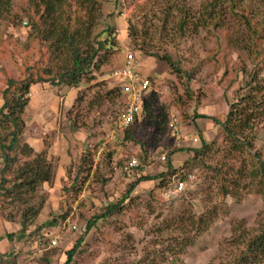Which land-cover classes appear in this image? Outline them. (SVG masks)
<instances>
[{"label":"rangeland","instance_id":"obj_1","mask_svg":"<svg viewBox=\"0 0 264 264\" xmlns=\"http://www.w3.org/2000/svg\"><path fill=\"white\" fill-rule=\"evenodd\" d=\"M167 1L171 6L183 4L190 13L196 15L193 20H196L199 16L198 11L209 2V0H118L117 8L113 2L106 3L103 6L105 15L109 11H115L109 18V23L117 31V44L112 51L110 50L109 64L102 68L101 74L97 73L96 80L80 87L56 86L50 83H37L31 86L28 93L29 104L22 115L24 129L21 143H27L33 152L30 156L18 157L17 166L42 153L49 162L52 176L50 182L39 185L33 194H24L28 206L15 203L0 210V228L3 226L4 234L7 231L16 234L15 241H10L11 247L7 253H18V257L16 256V261L12 258L6 264H62L65 259L64 252L75 244L81 233L85 237L84 243L78 247L70 264H138V257L146 255L144 260L147 254L154 257L152 253L154 250L165 247V242L161 241L163 238L156 229L163 226L165 218L169 217L170 220L180 213V209L185 208L196 216L211 210L213 218L202 231L191 228L189 235L194 237V244L179 254L174 264H224L229 255L236 251L235 241L240 233L256 231L264 223L263 188L256 191L255 185L251 189L241 186L237 190L239 196L222 195L218 190L220 183L212 182L205 176H211L212 171L205 167H197L193 160V152L184 150L175 152L171 157L174 164H181L182 167L169 172L164 180L158 177L156 180L140 182L132 191L130 199L122 204L121 212L100 220L88 233L85 232L87 221L100 215L108 204L120 199L133 178L126 177L119 170V160L116 163L113 161L115 158L112 153L113 146L126 147L127 142L138 144L141 150L139 155L141 159L146 160L145 165L149 167L146 168L148 172L145 174L152 177L165 172L163 170L166 169L167 162L159 160L161 154L164 152L167 154L171 149L177 148H199L200 136L214 144L211 151L209 150L210 153L207 152L202 157V161L196 157L198 163L214 165L217 161L226 160L223 154L225 142L221 128L208 117L224 122L229 103H233L239 93L244 91V87L249 86L248 74L253 71L257 58L253 52L250 57L242 46L251 44V34L237 21L228 17L220 27L211 29L210 26L207 29L199 28L195 32L188 31L180 42L170 28L165 30L162 39H159L158 32L151 24V15L157 8H163ZM172 11L170 23L176 24L181 15L177 14L174 7ZM253 16L260 26L264 25L263 2L259 4L256 2ZM155 19L156 15L153 22ZM22 22L25 23L27 20L23 19ZM24 23L10 26L4 31L3 38L0 33L2 40L0 88L3 86L5 73L8 72L13 77L18 76L21 66L33 55L32 50L25 48L29 25L25 26ZM129 25H136L137 28L143 26V29L149 26L146 29L147 39L153 36L150 41L153 45H159L157 49H160V55L167 53L174 61L179 59L182 71L176 72L175 68L163 59L146 56L134 50L129 37ZM143 37L145 38L144 35ZM259 48L263 53L264 33ZM128 52L134 54L140 69L151 80V90L146 94L137 122L129 131L108 140L104 152L98 154V147L114 129L117 113L124 106L126 98L118 94L114 96L115 104H109L107 110L103 106L97 108L101 112L96 114L99 117L97 118L101 119V124L89 132L92 134L89 138L86 137L84 128L66 125L64 119L70 115L79 89L86 90V98L81 106L74 107L73 111L79 110L81 120L84 117L83 110L88 109L85 108L88 99L97 95V92L105 91L109 86L117 85L109 78V73L123 65L125 54ZM263 76L264 67L260 74V77ZM72 90L76 91V96L66 102L64 96ZM38 93L43 99L47 94V100L50 98L47 102L57 101V111L55 113L51 110L48 113L42 111L41 107L38 114L41 112L43 119L38 120L36 117L31 120L35 112L29 108L30 98ZM1 103L0 98V105ZM43 104L47 103L44 101ZM39 105L41 103L36 106ZM52 109H56V106ZM93 111H96V107ZM88 113L90 117L93 116L89 111ZM170 113L177 115L184 129V135L180 137L178 144L172 140L166 123L163 122L166 118L169 119ZM198 114L208 117H196ZM252 141L255 152L264 158V122L253 131ZM109 152L110 158L107 156ZM92 154L94 160L90 159ZM179 157L181 159L177 161ZM232 162L235 166L238 165L236 160ZM186 171L194 173L196 177L193 183L188 182L189 193L183 195V199L177 197L167 201L161 198L162 187L171 183L174 177L183 176ZM76 176L77 186L70 192L64 191L65 187L74 182ZM201 184L203 187L200 188ZM39 205L41 206L39 212L34 215L31 206ZM52 213L55 216L65 213L66 217L62 220L59 218L61 221L56 226L37 230L39 225L51 218ZM23 221L26 222L25 235L18 239L17 232L21 229ZM66 221L75 224L77 228L70 230ZM57 231H63L64 236L58 245L48 249L43 242ZM178 233L179 231L174 232L175 235ZM167 234L169 233L165 232L163 236ZM169 254L165 251L171 262L173 256ZM155 258L159 260L158 255ZM159 262L157 264H161Z\"/></svg>","mask_w":264,"mask_h":264},{"label":"trees","instance_id":"obj_2","mask_svg":"<svg viewBox=\"0 0 264 264\" xmlns=\"http://www.w3.org/2000/svg\"><path fill=\"white\" fill-rule=\"evenodd\" d=\"M111 2L116 8L118 7V0H0L1 38L5 34L4 31L10 26L21 25L24 23L22 22L23 19H26L29 28L27 29L28 40L25 48L33 51L32 57L19 69L18 76L13 77L8 72L5 73L4 83L0 88V98L2 100L0 105V161L2 164L0 168V210L15 203L26 206L28 201L24 194H33L39 185L51 181V167L42 153H38L33 159L17 166L18 157H27L32 155L33 152V149L27 143H21L24 129L22 115L29 104L28 93L31 86L37 83L80 87L82 84L96 80L97 73L102 72V68L109 64L110 50L114 49L117 44V31L109 23V18L112 17L115 11H109L107 15L103 11L104 4ZM256 2L257 4L264 3V0H209L198 11L199 16L196 20H193L196 15L190 13L183 4L171 6L167 1L163 8L160 7L154 10L151 15V24L154 30L158 32L159 39H162L164 31L170 28L171 32L173 31L178 38V42L186 37L188 31L195 32L199 28L207 29L210 26L211 29H214L217 26H222L226 18H232L251 34L252 42L249 40L251 44L242 46V48L248 51L250 57H252L251 53L253 52L257 61L253 71L248 74L249 86L244 87V91L239 93L233 103H229L225 121L220 122L216 118H212L214 123L221 128L223 141L225 142L223 146L225 153L223 154L226 160L223 162L217 161L214 165L198 163L196 157H199L202 161V157L207 152L210 153V149L214 144V142L206 141L203 136H200L201 147L199 148L171 149L167 153V170L156 177L142 174L146 167V160L141 159L138 154L142 166L135 171V175L128 183L126 191L120 199L108 204L100 215H96L93 219L87 221L86 233L100 220L106 219L116 212H121L122 204L125 200L130 199L132 191L140 182L156 180L158 177L164 180L169 172L175 171L176 169L172 167L169 158L177 151L189 150L193 152V160L196 166L205 167L212 171L211 176H205L212 182L220 183L218 190L222 195L239 196L237 190L241 186L242 188L248 187L251 189L255 185L257 186L256 191L264 189V158L260 153L255 152L252 141L253 131L264 122V76L260 77L261 70L264 67V52L261 53L259 48V44L263 40L264 25L260 26L258 21L254 19L253 12L256 8ZM173 7L177 14L181 15L176 24L170 23ZM154 15H156L155 22H153ZM141 27L137 28L136 25H129V37L134 45V50L140 51L146 56L163 59L175 68L176 72H181L179 59L174 61L171 55L167 53L160 55V49H157L159 45H153L150 41L153 36L149 39L146 37V29L149 26H145L144 29L143 26ZM1 38L0 48L2 47ZM187 81H190L189 76ZM98 83H103V81H98ZM118 94L122 95L120 88L117 86H109L105 91L97 92V95L95 94L88 99L85 107L93 116L90 117L88 111L83 110L84 117L80 120L79 110H75L78 113L77 115L73 108H79L85 101L86 90L79 89L73 107L69 112L70 115L68 114V117L64 119L65 124L84 128L86 137H91L92 134L89 132L96 125L101 124V119L99 120L96 115L101 114V112L97 108L103 106L107 110L109 104L113 103L114 96L116 97ZM95 107L96 111L92 112ZM196 117L207 118L208 116L198 114ZM165 120L163 122L166 123L169 132V119L166 118ZM133 125L126 131H129ZM96 147H98V144H96ZM93 155L90 159L94 158ZM107 156L110 158V152ZM232 160H236L238 165L235 166ZM84 161H86L85 156ZM126 162V155L119 159V170L122 171V166ZM15 167L16 169H14ZM231 172L233 177H231ZM188 174H192L196 179L194 173L189 171H186L182 178L187 179ZM193 181L189 182L193 183ZM77 182L78 176L75 177L74 182L69 187H65L63 190L70 192L77 186ZM201 187H203V184H201ZM187 192L189 193L186 189L183 195L185 196ZM183 195L178 198L183 199ZM40 207V205L38 207L31 206L34 209V215L39 212ZM180 210V213L174 215L170 220L169 217L165 218L163 226L156 229V232L158 231L161 238H163L161 241L165 242V249L154 250L152 252L154 257H149L150 254H147L145 260L146 255L138 257V264H157L159 261L161 264H165V261L170 262L165 255V251L173 256L170 264H174L179 254L183 253L188 246L194 244V237L189 235L191 228L202 231L213 218L211 210L198 216L186 210V208ZM65 217V213L57 216L52 213L51 218L39 225L37 230L56 226ZM25 230L26 222L23 221L21 229L17 232L18 239L24 237ZM175 231H179L178 235L174 234ZM165 232L169 234L163 236ZM15 236L14 233L5 234V237L10 241L12 240V242L15 241ZM84 238L81 233L75 244L64 252L65 259L62 264L72 262L73 255L77 252L78 247L83 245ZM1 240L2 236L0 235ZM235 244L236 251L229 255L224 264H264V223L256 231H242ZM156 255L159 256L158 261L155 258ZM16 256L18 257V253L8 252L2 254L0 251V264L10 262L12 258L16 261Z\"/></svg>","mask_w":264,"mask_h":264},{"label":"built area","instance_id":"obj_3","mask_svg":"<svg viewBox=\"0 0 264 264\" xmlns=\"http://www.w3.org/2000/svg\"><path fill=\"white\" fill-rule=\"evenodd\" d=\"M109 78L120 88L121 94L126 98V101L114 121V129L109 132L107 137L102 141L98 154L104 151V148L108 144V140H113L140 118L144 98L151 90V80L140 69V64L137 62L132 52L125 54L123 65L112 70L109 73ZM168 127L171 138L180 139V137L184 135V129L181 126L177 115L174 113L169 114ZM131 145L132 144L129 142V147L126 150L127 162L122 166V173L128 178H132L135 175V171L142 166V163L137 156L140 152V148L135 144H133L135 147ZM159 160L161 162H166L167 154H161ZM177 177L178 176L174 177L171 183L162 188L161 197L164 200L181 197L187 189L188 182L194 180L192 174H188L187 179H183L182 176ZM66 224L72 231L77 228L75 224H69V221H66ZM63 236V231H57L53 236L48 237V239L45 240L47 248L58 245ZM45 241L43 243H45Z\"/></svg>","mask_w":264,"mask_h":264},{"label":"crops","instance_id":"obj_4","mask_svg":"<svg viewBox=\"0 0 264 264\" xmlns=\"http://www.w3.org/2000/svg\"><path fill=\"white\" fill-rule=\"evenodd\" d=\"M144 73V72H143ZM145 74V73H144ZM146 75V74H145ZM46 94V93H45ZM67 96V97H66ZM66 96H64L65 98H66V102L68 101V100H72L73 98H75V96H76V91L75 90H72L68 95H66ZM47 94L46 95H44V99L42 98V96H40V94L38 93V94H36V95H34L32 98H30V106H29V108H32V110L35 112L34 114H32V117H31V120H33L34 118H38V120H41V119H43V116H42V113L40 112V114H38V112L41 110V107H42V111H46V112H50L51 110L53 111V112H55L56 113V111H57V106H58V103H57V101H49V102H47L50 98H48V100H47ZM61 99V98H60ZM45 101V103H47V104H43V102ZM65 102V103H66ZM38 103H41V105H39L38 107L36 106ZM68 103H70V102H68ZM52 104H55V106H56V109H52L53 107H55V106H52ZM34 106H36V107H34ZM213 117H211V119H212ZM213 120V119H212ZM194 139H196V137H194ZM172 140L173 141H175L177 144H178V142H179V139H173L172 138ZM181 140V139H180ZM194 141V140H193ZM196 142H197V139L195 140ZM111 143H113L114 144V142L112 141ZM132 145L131 146H133V147H135V145H133L134 143H132V142H130ZM128 142H127V146L125 147L124 145L123 146H118V147H114L113 146V148H114V152H113V156L117 159V158H121V156H122V154H127L126 153V150H127V148L129 147L128 146ZM136 146H138L139 147V145L137 144ZM140 148V147H139ZM135 149V148H134ZM141 153V150H140V152H139V154ZM164 153H166V152H164ZM124 155V156H125ZM174 155V154H173ZM117 156V157H116ZM171 157L172 156H170V161H171V164H172V167L174 168V169H178V168H180V167H182L183 165H181V164H178V165H176V163L174 164L173 163V161H172V159H171ZM114 158V162L116 163L119 159H115ZM181 159V157H179L178 158V160L177 161H179ZM168 161V157H167V160H166V162ZM166 162H164V163H166ZM166 166V169L165 170H163V171H166L167 170V168H168V166L167 165H165ZM147 166L145 167V170H144V172L142 171V174H145V173H147L148 171H147V169L149 168H147ZM147 171V172H146ZM150 171V170H149ZM162 172V171H161ZM3 220H5V219H3ZM4 222H6V221H4ZM16 231V230H15ZM14 231V232H15ZM4 228H3V226H1V228H0V235L2 236V240L0 241V251H1V253L2 254H4V253H7V251L10 249V247H11V243H10V240H8L6 237H5V234L6 233H10L11 231H7L5 234H4Z\"/></svg>","mask_w":264,"mask_h":264},{"label":"water","instance_id":"obj_5","mask_svg":"<svg viewBox=\"0 0 264 264\" xmlns=\"http://www.w3.org/2000/svg\"><path fill=\"white\" fill-rule=\"evenodd\" d=\"M24 25H25V26H28V23H27V22H25V23H24Z\"/></svg>","mask_w":264,"mask_h":264}]
</instances>
